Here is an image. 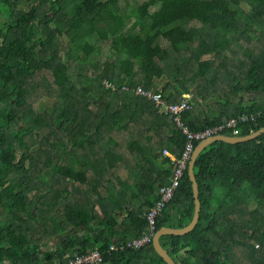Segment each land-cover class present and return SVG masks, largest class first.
I'll use <instances>...</instances> for the list:
<instances>
[{"label": "trees", "instance_id": "obj_1", "mask_svg": "<svg viewBox=\"0 0 264 264\" xmlns=\"http://www.w3.org/2000/svg\"><path fill=\"white\" fill-rule=\"evenodd\" d=\"M242 1L0 0V264H63L93 246L105 249L144 232V212L172 169L162 149L177 156L185 140L151 100L132 92L134 87L174 102L192 90L205 97V85L219 101L220 116H194L196 101L188 96L192 106L182 116L193 131L243 113L255 119L239 122V135L264 126V102L231 100L240 92L264 94V0H248L249 12ZM95 58L101 70L91 73ZM37 74L36 84L55 94L48 115L26 100ZM222 82L227 88L220 90ZM129 124L146 131V143L136 141L141 155L123 172L136 182L119 189L128 186L140 202L134 207L129 198L120 205L106 187L107 196L96 200L99 216L88 201L89 187L95 186L89 176L113 174L109 156L121 138L109 134L100 144L101 132L121 134ZM39 130L46 135L39 137ZM159 131L170 134L161 139ZM155 139L157 149L150 150ZM58 146L62 161L55 159ZM41 156L43 164L37 166ZM31 169L35 179L51 178L43 179V191H33L39 189L27 177ZM194 174L198 222L188 233L162 235L164 249L178 264H264V132L242 142L212 141L195 158ZM86 184L82 198L89 207L76 200L58 204V192L67 198ZM193 210L186 167L173 199L157 217V229L185 226ZM121 211L127 222L117 221ZM79 226L87 231L75 235ZM106 262L167 264L152 243L106 253Z\"/></svg>", "mask_w": 264, "mask_h": 264}, {"label": "built area", "instance_id": "obj_2", "mask_svg": "<svg viewBox=\"0 0 264 264\" xmlns=\"http://www.w3.org/2000/svg\"><path fill=\"white\" fill-rule=\"evenodd\" d=\"M103 85L114 89L113 82L104 80ZM123 90L129 87L122 85ZM132 92L138 96H144L151 100L160 112L164 113L171 120L178 132L184 137V146L179 155H172L166 148L162 149V154L169 156L172 160V169L167 181L159 186L157 197L152 205L144 212L146 226L144 232L135 238L125 242H112L105 249L98 246L88 248L82 253H76L63 264H99L102 263L104 254L126 249H139L153 242V237L157 231V217L163 208L173 199L177 187L184 176L185 169L195 148V141H200L208 136L220 134L222 131L231 130L230 135L237 136L239 122L252 121L254 114L243 113L239 116H231L221 122L208 126L202 130L193 131L183 119V113L192 106L189 99L184 97L178 101L168 102L152 90L143 89L141 86L134 87ZM223 134V133H222Z\"/></svg>", "mask_w": 264, "mask_h": 264}, {"label": "crops", "instance_id": "obj_3", "mask_svg": "<svg viewBox=\"0 0 264 264\" xmlns=\"http://www.w3.org/2000/svg\"><path fill=\"white\" fill-rule=\"evenodd\" d=\"M163 80L164 79L161 78L160 81H158V83L160 84V82H163ZM222 85L223 86H221V83L217 84V86L219 87L220 90L226 88V84L224 82H222ZM204 87L206 89V90H204L205 97H200L197 93H194V90H192L191 95L184 94V97L189 96V97L193 98L194 101H196L195 108H193L194 109V111H193L194 116H199L200 118L208 116L211 119L214 117L220 116V109L217 106L219 103L217 97H215L213 94H210L207 91V87L205 85H204ZM209 91H211V90L209 89ZM240 99L243 100L241 102L242 104L251 103L253 100H257L259 102H264V94L261 93L258 95H255V94L248 95V94H242L240 92L238 94H232V96H231L232 102H240L239 101ZM119 131L120 130H113V131L109 132V134H111V135L121 136V138L119 137L117 142L113 144L114 150L112 153H113L114 157L109 156V158L111 159L110 161H112L114 163V165L112 166V167H114V170H111V172L114 175L113 174H110V175L105 174L104 177H100V176H94L93 177V175L91 174L89 176V185L94 183L95 186L89 187L88 201L93 204L94 211L99 216H103V214L101 212L99 205L96 203V200L100 199L99 197H102V196L106 197L107 196L106 187H109L111 192L115 193L116 196L120 199L119 200L120 205L123 203V201L129 200V198H132V199L136 198V196L133 195V191L128 186L127 187L124 186L122 189H119V188H120L121 184L132 185L136 182V179L134 177H132V176L128 177V174L123 173V172L126 169H132V167H135V166H133L134 161H132L131 158L137 159L138 157H140L141 152H142V151L139 152L138 142H136V141L138 140L141 144L144 145V143H146L144 140L146 131H143L142 129L138 128L137 126H134L133 124H129L126 129L121 131V134ZM159 133H160V135L158 138H161V139L166 137V135L170 134L167 131L163 134L160 131H159ZM157 139H155L153 141V145L151 146L150 150L157 149L156 144H155ZM104 143H106V142H102L100 144H104ZM125 144H127V145H125ZM128 145L131 147V149L128 147ZM166 149L172 155H174V153L171 150H169L168 148H166ZM163 156H165V155H163ZM63 162H65V160H63ZM122 166H125V167L123 168ZM156 172H155V174H156ZM105 173H107V172H105ZM116 173H121V174L119 175ZM87 186H88V184H86L85 186L82 185V186L74 187V190L71 192L70 195L68 194L67 198H63L61 196L62 193L58 192L57 193L58 204H60V203L65 204V203L73 202L74 200H76L77 202H79V204L85 205L84 203H87L85 201L87 199L82 198V194L86 190ZM102 190H104V191H102ZM155 196H157V190H155V192H154V198H155ZM154 198L152 199V201L154 200ZM139 202H140V200L137 203H133V201H132V204L126 203L125 206H128L131 204L132 206L136 207L139 204ZM85 206L89 207V205H85ZM129 208H130V206H129ZM174 211H175L174 209H171V213L173 214L172 220L177 221L178 216L175 215ZM86 214H87L86 211L83 210L81 216H85ZM126 215H127L126 212L121 211V212L116 213L115 217H116L117 221L123 223V222H127V220L125 219ZM174 217H177V218H174ZM86 231H87L86 227L79 226L73 231V233H75V235H78L79 233L86 232ZM147 251H149V250H147ZM106 263H109V262H106Z\"/></svg>", "mask_w": 264, "mask_h": 264}, {"label": "water", "instance_id": "obj_4", "mask_svg": "<svg viewBox=\"0 0 264 264\" xmlns=\"http://www.w3.org/2000/svg\"><path fill=\"white\" fill-rule=\"evenodd\" d=\"M262 132H264V126L260 127L259 129L252 131L248 134L245 135H227V134H214L211 136H208L202 140H200L190 157V160L187 165V173L189 176V179L191 181V187H192V193H193V201H194V210H193V215L188 224L182 227H168V226H162L157 229L154 237H153V242L152 245L155 249V251L162 257V259L167 263V264H178L172 257L171 255L164 249V247L160 243V237L165 234H173V235H181L188 233L191 231L196 223L198 222L199 219V213H200V199H199V189H198V183L196 180V176L194 174V161L199 152L209 143L215 140H221L225 142H230V143H236V142H242V141H247L250 139H253L260 135ZM99 264H110V263H99Z\"/></svg>", "mask_w": 264, "mask_h": 264}, {"label": "rangeland", "instance_id": "obj_5", "mask_svg": "<svg viewBox=\"0 0 264 264\" xmlns=\"http://www.w3.org/2000/svg\"><path fill=\"white\" fill-rule=\"evenodd\" d=\"M240 6H241V8L244 11H247V12L251 11L250 6L248 4V0H243L240 3ZM233 47L236 48V46H233ZM253 51L254 52H257L255 49ZM94 60H95L94 61L95 65H98L99 64L100 66H97L94 69H93V66H95V65H93L92 68L90 67L89 68V72L92 71L91 73H93L94 70H96V71H100L101 70V68H100L101 67V63L99 62V60L97 58H95ZM76 65H78L77 67H79V64H76ZM161 78L164 79L163 80V82H164L165 81V76H162ZM161 78L157 79L156 82L158 83V81H160ZM35 81H40V74L35 75L34 81L31 80V82L29 83L26 100L30 104L36 105L37 108H38V110L40 112H43L44 115H48L51 112V106H52V103H53V101L55 99V94L54 93L53 94L50 93V95L49 94H46L44 87L41 84H36ZM163 82H160V84L163 83ZM226 88H227V86H226ZM22 124L23 123L20 122V125H22ZM38 133H39V137H41L42 135H46V132L44 130H39ZM108 135H109V132H107V131H104L103 132L102 131L100 137L103 136V140H101L100 138H98V139L101 140L102 142H106V139L108 138ZM44 145L46 147H49L50 146V145H48L47 141L46 142L44 141ZM37 148H38V145L36 144V145H34L32 147L31 151H36ZM60 149H61V147L58 146V150L54 154L56 160H61L62 150H60ZM18 154H20V153H18ZM131 160L134 161V162H136V159H132L131 158ZM39 161H40V164L37 165V166H42V164H43V157L42 156L39 157ZM45 169L46 168H44V171H45ZM33 172H34V169H31L29 171L28 175H27V177H31L32 178L30 180L31 185L34 186V187H37V189H39V190H35L34 189L33 191L34 192L43 191V189H42V187L44 185V183H42L43 179H46V180L51 181V178L50 177L48 178L47 176H43L41 179H35L33 176H31V175H33ZM13 176H14V178H18L19 177L18 174H13ZM33 191H31V194L33 193ZM102 191H104V190H102ZM132 191L134 192V190H132ZM136 193H138V192L136 191ZM139 200H140V196L138 198L136 197V198L132 199L133 203H137ZM38 237H41L42 240H47L43 236V234L38 235ZM40 255L42 256V254H40Z\"/></svg>", "mask_w": 264, "mask_h": 264}]
</instances>
